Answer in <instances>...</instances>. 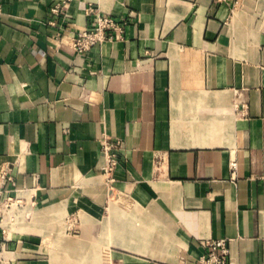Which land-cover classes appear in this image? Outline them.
Instances as JSON below:
<instances>
[{
	"label": "crops",
	"instance_id": "crops-1",
	"mask_svg": "<svg viewBox=\"0 0 264 264\" xmlns=\"http://www.w3.org/2000/svg\"><path fill=\"white\" fill-rule=\"evenodd\" d=\"M60 1L0 0V170L37 201L0 264L264 261V0ZM98 14L123 32L75 51Z\"/></svg>",
	"mask_w": 264,
	"mask_h": 264
},
{
	"label": "built area",
	"instance_id": "built-area-1",
	"mask_svg": "<svg viewBox=\"0 0 264 264\" xmlns=\"http://www.w3.org/2000/svg\"><path fill=\"white\" fill-rule=\"evenodd\" d=\"M61 0L53 5L52 11H59ZM94 10L89 4L87 11ZM124 22L110 15L98 14L91 29L78 32L71 40L72 48L77 52L89 50L92 46L110 39L112 33H122ZM120 140L103 135L101 150L104 155L103 172L111 175L118 162ZM111 177V176H110ZM111 179V178H109ZM37 201L35 193L27 188L17 187L9 170H0V222L14 220L18 217H28L34 210ZM24 214V215H23ZM5 248L1 245V250ZM198 264H230L229 248L224 239L209 240L205 242V251L198 258ZM259 264H264V261Z\"/></svg>",
	"mask_w": 264,
	"mask_h": 264
},
{
	"label": "bare ground",
	"instance_id": "bare-ground-1",
	"mask_svg": "<svg viewBox=\"0 0 264 264\" xmlns=\"http://www.w3.org/2000/svg\"><path fill=\"white\" fill-rule=\"evenodd\" d=\"M67 237V236H66ZM83 237V236H82ZM55 239V238H54ZM60 239V238H59ZM57 240V238L55 239V241ZM70 241V240H69ZM100 240H98L96 243H93L92 244V246L90 247V246H88L89 247V249L88 250H90V251H92L91 252V254H92V259H93V264H95V261H97L98 260V255H97V248H98V244H100ZM58 243H56V245H57ZM68 244H69V242H68ZM63 247L65 246L64 244L62 245ZM66 246H68V245H66ZM53 247H54V245H53ZM49 248H51V246L49 247ZM76 248L79 250L78 251V253L76 254V258L78 259L77 260V264H84V263H82L83 261H85V257H86V253H84V252H87V251H85V248H86V246L83 244V243H78L77 245H76ZM62 249V248H61ZM87 250V249H86ZM90 253V252H89ZM56 256V255H55ZM53 258V257H52ZM55 258V257H54ZM66 258V257H65ZM76 261V260H75ZM60 264V263H59Z\"/></svg>",
	"mask_w": 264,
	"mask_h": 264
},
{
	"label": "rangeland",
	"instance_id": "rangeland-1",
	"mask_svg": "<svg viewBox=\"0 0 264 264\" xmlns=\"http://www.w3.org/2000/svg\"><path fill=\"white\" fill-rule=\"evenodd\" d=\"M24 215V214H23ZM32 215H34V211L32 210V212H30L28 217H31ZM72 225H70L68 222L64 223L63 227L67 230L68 232V228H70ZM50 242H53V240H49Z\"/></svg>",
	"mask_w": 264,
	"mask_h": 264
}]
</instances>
